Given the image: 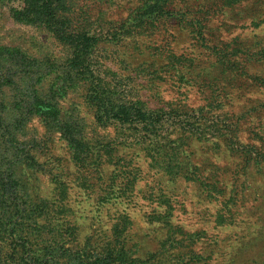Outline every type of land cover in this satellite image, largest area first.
<instances>
[{"label": "rangeland", "instance_id": "obj_1", "mask_svg": "<svg viewBox=\"0 0 264 264\" xmlns=\"http://www.w3.org/2000/svg\"><path fill=\"white\" fill-rule=\"evenodd\" d=\"M38 5L0 0V264H264V0Z\"/></svg>", "mask_w": 264, "mask_h": 264}, {"label": "trees", "instance_id": "obj_2", "mask_svg": "<svg viewBox=\"0 0 264 264\" xmlns=\"http://www.w3.org/2000/svg\"><path fill=\"white\" fill-rule=\"evenodd\" d=\"M40 5H38L39 10L42 11V14L45 15V18L47 19V23L53 27V33L55 35H58L59 37H62L65 33L66 29V22L62 21L61 19L58 20L56 19L57 15V8L61 4V0H36ZM79 37L76 38L75 42L81 44L85 43L87 46L89 43V38H81L82 42H79ZM123 113V109L121 108V111L118 112L117 114H120V119H125L128 114H125L121 116ZM134 117V120H137V123H146L148 120L145 115L141 112H135V114L131 115ZM138 120L140 122H138ZM3 175V181H0V233L3 231H9L10 230V225L15 224L16 221L13 220L15 214L9 212L11 209H15L17 205H15L13 202L17 199L16 197V183L13 182L10 177L4 173ZM2 210V211H1ZM4 220L6 222H4ZM1 242V240H0ZM0 250H2V247L0 245ZM28 257V256H27ZM0 259H1V253H0ZM31 259L30 258H25L24 261L27 263ZM37 260V259H36ZM37 263H40L39 259L37 260ZM30 263V262H29Z\"/></svg>", "mask_w": 264, "mask_h": 264}]
</instances>
